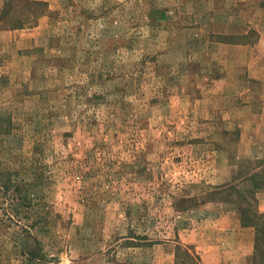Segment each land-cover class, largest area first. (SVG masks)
<instances>
[{"label":"rangeland","instance_id":"rangeland-1","mask_svg":"<svg viewBox=\"0 0 264 264\" xmlns=\"http://www.w3.org/2000/svg\"><path fill=\"white\" fill-rule=\"evenodd\" d=\"M25 1L0 25V264L186 261L206 193L264 160L239 77L264 0Z\"/></svg>","mask_w":264,"mask_h":264},{"label":"crops","instance_id":"crops-1","mask_svg":"<svg viewBox=\"0 0 264 264\" xmlns=\"http://www.w3.org/2000/svg\"><path fill=\"white\" fill-rule=\"evenodd\" d=\"M252 49L251 57L239 66L244 71L238 75L250 79L252 88L264 97V34ZM257 199L258 209L264 213V190L257 193ZM204 211L211 215L201 219L204 227L194 230L189 241L200 254L201 264H255L256 229L243 224L237 204L217 202V206L206 205Z\"/></svg>","mask_w":264,"mask_h":264},{"label":"trees","instance_id":"trees-1","mask_svg":"<svg viewBox=\"0 0 264 264\" xmlns=\"http://www.w3.org/2000/svg\"><path fill=\"white\" fill-rule=\"evenodd\" d=\"M12 5V0H9L5 9L2 10V14L0 15V25L7 29L24 28V21L21 19L8 18ZM33 5L41 7L44 6L45 3L36 2L35 0H26L22 6V10L30 11V9L33 8ZM1 77L2 76L0 75V80H2ZM1 120L2 117L0 115V127H2ZM9 131L10 130H6V132ZM261 189H264V160H259L252 170L240 171L238 175L233 177L232 182L227 186L216 188L206 193V198L210 201L232 202L239 205L243 224L255 227L257 233L255 240V264H264V214L258 209V201L256 197L257 192ZM192 201V199L189 200V202ZM194 205L196 206L197 202H195ZM178 249H183L184 252H188L187 260L178 264H199L198 261H195L193 256H189V254H192V247L190 245L186 246V248H182V245H180L178 246ZM195 253L196 252L193 251L194 255Z\"/></svg>","mask_w":264,"mask_h":264}]
</instances>
